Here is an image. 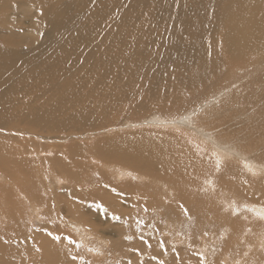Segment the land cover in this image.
<instances>
[{
	"label": "bare ground",
	"instance_id": "6f19581e",
	"mask_svg": "<svg viewBox=\"0 0 264 264\" xmlns=\"http://www.w3.org/2000/svg\"><path fill=\"white\" fill-rule=\"evenodd\" d=\"M11 1L13 13L9 14L8 20H18V23L14 24L13 29L17 33L14 31L7 33L9 30H0V130L2 129V135L0 134V169L5 168L8 170L9 168L11 171L10 167L13 163L10 161L12 159H10L9 154L10 146L12 145L4 142L19 138L20 134L26 136L30 132L33 135L37 134V136L42 137L46 141L49 147L38 145L37 149L41 151L37 150L35 157H33L35 158L33 162L35 179L41 183L40 188L36 190L33 197L29 198L24 190L18 189V186H16L17 188L11 187L8 183L3 184V187L0 186V189L5 188L4 191L7 190L8 194L22 197L21 202L16 203L15 207H18V209L14 208L15 210L17 209L16 211L25 210V214L26 212L28 213V220L34 221L38 217L43 220L42 225L44 227L41 228L43 230L45 228L43 232L45 236H43V233L40 234L38 229L35 231L36 226L30 223L25 224V231L23 232H20V227L23 224H11V222L10 225H7L12 229V233H19L17 235L21 236V239L23 235L27 238L23 242L19 237L23 242L22 245L26 247L24 254L28 250L26 260L32 257L31 246L36 249L37 257L43 261L47 260L45 257L50 252L57 253L59 248L61 252L65 246L68 251H65L62 255L65 262L61 258H57L53 260L56 264H76L77 261L73 259L70 251H73V254L78 255L80 253L85 255L86 259L90 260V264H100L105 258H109L107 255L113 257V249L120 246L125 251L120 253L124 255L123 259L121 260L120 258L119 260L120 264H135L139 263L140 260H142L141 264H152L155 261L149 255L154 253L161 255L162 252V256H166V250H162L163 248H161L160 244V236L163 237V234L167 236L166 243L170 247L179 246L184 248L186 244H189L190 236L187 233L192 231L191 226L193 224L191 226L189 224H181L177 220L168 224L161 214L159 217L162 219V224H144V221H141L140 218L131 224L130 228L133 226L134 228L132 229L142 230L147 233V235L145 233L142 234L145 236L143 239L147 243H151L146 244L144 241L142 244L148 245L149 248L144 247V249L129 251L127 246L122 244V240H124L123 232L119 235L117 234L119 242L110 243L109 238L105 236L102 230L106 229V223L109 220L108 216L106 217L103 214L104 210L107 207L125 205L126 193L133 189L132 185V187H128L129 183H131L128 180L136 176L137 179L139 177L157 178L158 176H153L151 173H157V171L161 170L163 166L159 168L156 165L163 164L164 160H156L154 161L156 165H153L151 161L141 162L140 158L142 156L138 154L134 161L127 159L128 154L125 153V155L124 151L129 149H126V146L124 150V145L120 141L122 137L119 133L114 134L112 138L111 135L109 137L104 136L95 145L86 143L84 138L116 127L118 123L116 116H126L122 114L124 111L128 115L150 111L149 119H145L147 124H170L176 127V130L185 131L189 136L192 135L194 140L191 141L198 142L199 147V152L195 153L185 146L183 157L179 156L181 158L177 157L173 161L175 163L173 171L169 166L173 178L178 182V184L172 185L169 190H173V193H171L175 201L181 202V207L176 202H168L169 211L175 212V210L182 208L184 204L187 206V203L195 202L193 204L195 222H198L202 215H206L208 218L205 219V228L208 229L209 224L219 223L218 227L222 225L221 231L219 228L217 229L220 231L222 238L226 236L227 240L225 241L229 245L226 246L229 249L227 253L232 254L231 250L233 248H237V253L246 252L247 257L245 260H233L236 264L237 262H239L238 264L241 262V264H245L250 259L249 256H251V264H253L255 259L256 264H264V224H258L253 221L254 224H251L250 222V232L242 236L244 231H240L239 224L237 227L234 222L236 218L234 219L233 216L228 215L235 209L229 211L225 208V211L221 212L220 207L224 208L227 205L225 203L227 201L225 195L227 196L228 193H225V195L222 193L221 195L219 190V181L223 179V176L232 177L231 180L233 182L235 181L233 180L234 176L239 179L242 175L241 173L248 172L260 179H264V145L262 141L254 143L249 139V142L242 138L238 139L240 135H236L237 137L234 135L225 136L227 134L226 131L233 128V126L231 123H225L220 127L224 119V117L221 118L220 113H223L224 109L219 111V108L216 109V107L213 108L212 106L215 101L217 102L223 96L220 93L224 91H219V94L214 96V88L211 87L214 86L218 89V85L213 82L218 81L230 67L252 60L255 57L258 58L259 55H264V2L256 1L253 6L249 7L250 2L253 0H247V3H245V0ZM79 6L82 7L79 8ZM244 6H246V9L242 17L241 13H243ZM26 17L29 18L30 24L33 23L32 27L36 26L38 29V31L35 29L36 34L34 32L24 35V32H27L28 29L26 30L22 26L20 20ZM5 20L6 18L0 23ZM30 24L28 23L27 25L29 28ZM114 34H118V37H121L123 41L114 42L117 37H113ZM128 34L133 36L131 39H134L135 45L127 39L129 37ZM5 35L11 38L12 35L18 36L20 42L17 40L18 44L12 43L10 45L9 38L2 39ZM6 40L9 42L7 43ZM22 44L27 46L20 48ZM125 44L132 46L128 49ZM14 45L15 47H13ZM120 46L121 50L119 49ZM245 51L261 53L258 55H245ZM208 89L209 95L213 96L211 99H208L209 95H204ZM232 101L234 106H238L240 103L239 100H236V97ZM122 104L126 106H122ZM177 106H179L178 109L185 106L186 108L190 107L185 109L188 111H185L184 114L178 115L181 116L180 121L166 123L158 118V114L153 113L157 112L158 108L161 112L175 111ZM195 114L199 115L200 118H196ZM217 115L218 117H216ZM174 118L176 117L173 116L172 119ZM207 127L211 129H207ZM4 129L15 130V135H6V130ZM260 132L264 131L260 130ZM65 139H69L70 145L66 150L61 148ZM126 139L128 140V138ZM128 141L129 143L131 142L130 139ZM109 142L115 145L111 149V143ZM241 146H246L247 148L244 149ZM43 153L46 154V158L44 160L40 159V162L39 157H42ZM193 155H197V157L195 156L196 159L192 157ZM13 156L15 158L16 155ZM190 156L192 162H189L188 165L182 162L183 158ZM169 157L171 156L169 155ZM18 158L19 156H17ZM90 158L93 159L95 164H88L87 167V161ZM228 159L240 160L249 167L232 163L227 161ZM167 160L169 164L172 162L169 159ZM217 160H220L219 168H217ZM20 161L18 162L25 164ZM145 164L150 165V167L146 168ZM186 166L190 167L186 168ZM195 166L197 170L191 168ZM236 166H238V170L233 169ZM181 167L182 170L180 171ZM23 168H25V172L29 176V167L25 165ZM241 168L245 169L240 170ZM222 170L227 173L222 174ZM96 171L101 176V182H98L95 178ZM21 172L19 173L21 174ZM10 173L7 174L11 175ZM22 173L24 174V172ZM109 174L114 179L109 180ZM59 176H63L67 180ZM18 179L25 178L20 177ZM11 180L13 179L11 178ZM28 180L24 181V186H26ZM82 180L87 181L90 187L79 189L78 186ZM182 180H185L186 183L190 180H200L203 183V192L197 203L194 199L195 197H192L189 192L191 187L189 185L182 186ZM151 183L156 185L157 189L160 188L155 180ZM151 183H147V185L149 186ZM223 183L226 189L230 187L227 182H222L221 184ZM8 186L10 187L8 188ZM247 187L246 190L249 188ZM262 187L264 189V180L262 181ZM137 188L139 189L140 187ZM109 189L119 195L111 197L104 193L108 192ZM215 191H217L216 193L219 197L216 194L213 196ZM162 192L161 190L155 196L161 197ZM229 192L231 194V190ZM236 192L239 194L238 189ZM256 193L258 194L257 191ZM256 193L253 194L256 195ZM57 194H61L62 205L67 212H62V208L57 207L56 215L53 216L48 211V203ZM253 194L251 193V196ZM262 194L264 195V193ZM248 196L250 197V195H247V198ZM262 196H259V198L261 199ZM85 197L87 200H85ZM132 197L131 199L127 198V200L131 201ZM240 197L242 196L240 195ZM133 200L132 202H135ZM10 201L12 202L11 199ZM231 201L234 202V197L231 198ZM231 201L227 202L229 209H232V206L230 207L232 205ZM252 201L251 199V204H253ZM56 202L58 201L56 200ZM72 202L78 204V207L90 206L92 208V206L97 205L99 206L98 209L101 210L96 212L97 216L94 219L90 217L91 219L87 221L84 220L87 215L82 212L72 211L70 205L73 204ZM200 202H203L204 205L201 207L205 210L203 209L198 214L196 208ZM210 202L216 206L215 209L210 207ZM240 203L243 202L240 201ZM6 204L8 205V202ZM131 205L134 206L135 203ZM8 206L10 207V202ZM249 206L253 210H259L264 208V202L263 204ZM102 207L104 208L103 211ZM223 208L222 210H224ZM234 208L236 207L234 206ZM57 209L60 215H58ZM218 209H220V215ZM91 211L90 213H93ZM200 211L201 209H199ZM62 214L64 215V220L58 221ZM45 216H50L49 224L42 218ZM185 217H189V215ZM249 217H251V213ZM185 220L187 221L188 218H185ZM215 220L218 223H215ZM225 221L230 222V224H224ZM61 222L64 224H60ZM94 224L98 226V229L95 228ZM157 225L161 226L164 231L159 232ZM195 227L197 228V224H195ZM215 229L203 230V242L208 246L207 250L205 247L206 251L204 253H208L210 242L215 241ZM10 232L5 233L8 234ZM182 232H186V235L179 234ZM151 234L153 236H149ZM46 236L49 243H46V240L47 246H44L45 243L43 241ZM55 237H59V239H55ZM148 238H151V240H148ZM171 238L173 240L169 242ZM2 239L0 236V245L2 247L12 246L11 242H5L8 240L1 241ZM201 245L204 244L201 243ZM42 246L45 247L43 251L41 250ZM199 248L197 246V249ZM106 252H108L107 255L104 254ZM2 253L0 251V260H6L0 261V264H8L12 257L8 256V254L3 256ZM70 255L72 256L71 258ZM179 255L181 257L184 253ZM94 256L96 258H92ZM20 257L24 258L22 255ZM207 258L208 255H206L205 259L208 260ZM233 258L235 259V256L230 257V259ZM129 259L131 262H126ZM180 261H184V259H180ZM88 263L86 261L81 264ZM228 263L232 264V260L228 259ZM29 264L40 263L31 262Z\"/></svg>",
	"mask_w": 264,
	"mask_h": 264
},
{
	"label": "rangeland",
	"instance_id": "374dc122",
	"mask_svg": "<svg viewBox=\"0 0 264 264\" xmlns=\"http://www.w3.org/2000/svg\"><path fill=\"white\" fill-rule=\"evenodd\" d=\"M256 1L264 2L263 0H253V1L250 2V4H249L250 6L249 7L253 6V4ZM245 3H247V0H245ZM246 6H247V4H246ZM246 6L243 7V10H242L243 13H241L242 17L244 16ZM81 7L82 6H79V8H81ZM0 12H1L0 13L1 14L0 15V22H2V20H4V18H6V20L3 23H0V30H3V31L9 30L7 33L11 32V31L13 32L14 31L13 30L14 29V24L18 23V20H16L17 22L14 19H12L13 21H9L8 20L9 14L13 13L12 1L11 0H0ZM22 20H23V22H22ZM22 20H20L21 23H22V26L24 28H26V30L27 29L29 30V31L27 30V32H24V35H27L28 33L31 34V33H34V32L36 34V31H38V29L36 28V26H34V28L32 27L33 23L30 24L29 18L26 17V18H24ZM27 22L30 24V28H29V26H27L28 25ZM37 26H39V25L37 24ZM31 28H32V30H31ZM35 29H36V31H35ZM15 33H17V32H15ZM122 36H124V35H122ZM113 37H116V39L114 40V42H116V43L118 41L119 42L123 41L121 39V37H118V34H116V35L114 34ZM132 37L133 36L129 35V37H127V39L130 40L131 42H133V44H134V39H131ZM6 38H9L10 42L7 41V40L6 41H7V43L9 42L10 45H12V43L18 44V41L20 40L18 38V36L15 37L14 35H12V38L10 36H8V35H5L4 38H2V39L5 40ZM24 38H26V36H24ZM26 46L27 45H23L22 44L20 48H25ZM29 46H32V45H29ZM125 46L128 49H130L131 48L130 46H132V45L125 44ZM13 47H15V45ZM119 49L120 50L122 49L121 46H120ZM241 50L244 51L242 48H241ZM260 53L261 52H257V53L249 52V51H245L244 52L245 55H250V54L258 55ZM233 73H235V74H233ZM263 79H264V55L263 56L259 55L258 58L255 57L252 60H249V61H246V62L241 63L239 65L237 64L236 66L230 67L229 70H226L225 73L221 76V78L218 81L213 82L215 85H218V89H219L218 90L214 86H211V87L214 88V96H217L219 94V91H221V92L224 91L223 93H220V95H223V96L220 97V95H219L220 98L218 99V101L217 102L215 101V103H213V105H212L213 108H215V107H216V109L219 108L218 109L219 111L224 109V111H222V112L225 113V114L220 113V116H222L221 118L224 117V119L222 120V122L220 124V127L223 126L225 123H231L232 126H233V128L228 129L226 131L227 134H225V136L226 135H228V136H233L234 135L235 137H237L236 135H240V136H238V139L242 138V139L247 140V142H249V140H250V141H252L254 143H260V141H262L263 142L262 144L264 145V137H263L264 136V132H262V133L260 132V130L264 131V80ZM204 95H206V96L209 95V89L205 92ZM212 97H213L212 95L211 96L209 95L208 99H211ZM235 97H236L237 101L238 100L240 101L238 106H236V105L234 106L233 105V101L232 100ZM128 102H130V101H128ZM122 106H126V105L122 104ZM178 107L179 106H177L175 111H171V110L170 111H166L167 114H166V112H161L159 108L157 109V112H153V113L158 114V118L162 119L164 122L172 123V122H175V121H180V117L181 116H178V115L179 114H184L185 111H188V110H185V109H189L190 108V107L186 108V106H185V107H180V109H178ZM235 109H236V111H235ZM178 112H180V113H178ZM149 113H150V111H146L145 113H139V114H136V115H134V114H129L128 115L124 111L122 114H125L126 116H124V117L122 115L116 116V119L118 118L117 119V121H118L117 125L118 126L116 125V127L111 128L109 131H104L102 133H98V134H95V135H88V136H86L84 138V141L86 143H88L90 145H95V143L97 141H99L101 138L103 139L104 136L109 137L111 135V138H112V136L114 134L119 133L120 136L122 137V138L120 137L121 138L120 141L124 145V150H125L126 146L128 147V148L126 147V149H129V150H125L124 151V154L125 153L128 154V158L127 159H131L132 161H134L136 156L138 157V155H139V156H142L140 158L141 162L144 161V163H145L146 161H151L153 163V165H156V163L154 162L156 160H160V161L164 160L162 162L163 164L156 165L159 168L161 166H163L162 169L157 171V173L156 172L155 173L154 172L151 173V175H153V176H156V177L158 176L157 178L153 177L152 179L150 178L151 179L150 180V179H148L149 177L148 178L147 177H139L137 179V176H136V177H131L132 179L128 180V182H131V183H129L130 185L128 187H132L133 186L132 187L133 189H130V192L126 193V197H125L126 203H125V205H117V206L107 207L105 210L102 207V211L104 210L103 214H105L106 217L108 216V219H109L108 223H106V229H102L103 232L105 233V236L109 238V239L108 238L107 239L109 240L110 243H113L115 241L119 242L117 234L119 235L120 233L123 232L122 234H123V239L124 240H122V244L126 245L129 251H132L134 249H144V247L145 248H149V246L146 245V244H150L151 242L150 243H146V244L144 243L145 245H143L142 242H144L146 240L141 239V237L144 236L142 234L145 233L147 235V233L145 231H142V230H134V229H132V228H134L133 226H132V228H130L131 224L136 222L137 221L136 219H139V218L141 219V221H144V224H162V219L159 217V215L161 214V215L164 216V219L167 220L168 224L173 223L175 220L179 221L181 224H189L190 226H191V224H193L191 226V230L193 232L189 231V229H188L189 232L187 234L190 236V240H189V244H186V246L184 248L183 247H179V246L178 247H174V246L170 247L166 243L167 236L165 234H163V237L160 236L161 248H163L162 250H164V251L166 250L165 251L166 256H162L163 255L162 252H161V255H158L157 253L149 255V257L152 260L155 261L152 264H161V262H163V264H182V263L183 264H200L201 260H203V264H229L228 263V259L232 260V264H236L233 260H245L246 257H247V254H246L245 251L243 253H240V252L237 253V248H233L231 250L232 254L231 253H227V252H229L228 251L229 249L226 246H229V245H228V242L225 241V240H227L225 238L226 236H224V238H222V236L220 235L219 232L222 229L221 228L222 225L220 224L221 226L218 227L219 223L216 220H215V223H218V224H212V225L209 224L208 229L204 227L206 225L205 219L208 218L206 215L205 216L202 215L200 217V220L198 222H195L196 221L195 218H194L195 215H193V213L195 212L193 204L195 202H190V204L187 203L188 204L187 206H185V204H184L182 206V208H180L178 210H175V212H172V211L170 212L169 211V208L167 207V203L168 202H174V203L176 202L181 207V202L180 201H175V199H174V196L172 194L173 190H169L172 185L178 184L176 179L173 178V175H172L171 171L169 170V168L171 167L172 171H173V167L175 166V163L173 161L179 156L183 157V154H185L184 153L185 146L187 147V149L190 148L195 153H198L199 152L198 142L191 141V140H194L192 135L189 136V134L187 132H185V131L176 130V127H173L170 124L169 125L171 127L168 124H166V125H151V124H147V120L149 119L148 118L149 117ZM173 116L176 117V118L172 119ZM195 116L198 119L200 118L199 115H197V114H195ZM216 117H218V115ZM121 118H122V120H121ZM145 119H147V120H145ZM188 125H190V124H188ZM211 127H213V126H211ZM207 129H211V128L207 127ZM4 130H6V135H10V134L11 135L12 134L15 135V130H13V131H10V129H4ZM230 130H232V131L230 132ZM0 131H1L0 134L2 135V129ZM124 134H126L127 136L124 135ZM128 134H129V136H128ZM246 134H247V136H245ZM184 135H185V137H183ZM252 135H254V136H252ZM259 136H261V137H259ZM25 138H27V139H25ZM126 138H128V140L130 139L131 142L129 143V141ZM253 138H254V140H253ZM153 141H154V143H153ZM15 142H17V143H15ZM4 143L5 144L6 143H11V145H12V146H10V148L11 149L13 148V149L11 150L9 148L10 149L9 156H10V159H12L10 161H12L13 164L11 165V167L9 166L11 168V171H10L9 168H8L9 171L7 169H5V168H1L0 169V176H2V177H0V182H1L0 186L3 187L2 185L6 184V183H8V185H10L11 187L13 186L15 188H17L16 186H18V189L24 190L27 193L29 198L33 197V195L35 194L36 190L38 188H40V185H41V183L35 179L36 177H35V170H34V165H33V162H34L35 158H33V157H35V154H36V152L38 150L37 149L38 145L41 146V147L42 146H46L47 148H49L47 146V144H46V141H44L42 137L37 136V134L33 135L30 132L28 134V136L20 134L19 138H14L12 141H10V142L9 141L8 142L5 141ZM109 143H111V142H109ZM112 144H114V143H111L110 149H111V147L113 148L115 146V145H112ZM176 144H177V146H175ZM248 144H250V143H248ZM135 145H137V146H135ZM68 146H70L69 145V139H65L63 141L62 145H61V148L66 150V148H68ZM133 146H134V148H133ZM243 147H244V149L247 148L246 146H243ZM38 151H41V150H38ZM180 151L183 152L182 155H181ZM13 155H16L15 156V158H16L15 161H14L15 158H14ZM169 155L171 157H169ZM197 155H193L192 157L194 159H196ZM12 156H13V158H12ZM17 156H19L18 159H17ZM133 157H134V159H133ZM167 157H169V158H167ZM181 157H179V158H181ZM45 158H46V154L43 153L42 157H39V161L41 162V160H44ZM190 158H191V156L187 157V158H183L182 162H184L185 164L188 165L189 162H192ZM20 159H21V161H20ZM167 159H169L172 162L169 164V161ZM165 160H166V162H165ZM18 161H20V162L23 161L25 164L19 163ZM227 161H230L232 163L240 164L243 167H245V165H246V163H243L240 160L234 161V160L228 159ZM18 163L21 164V166H19ZM17 164H18V166H17ZM88 164L89 165H94L95 164L92 158H90V160L87 161V165H86L87 167H88ZM22 165L24 167H25V165L27 167H29V170H30V175L29 176L25 172V168H23ZM196 165H198V164H196ZM233 166H234V164H233ZM145 167L146 168L150 167V165H146L145 164ZM182 167H181L180 171L182 170ZM188 167H190V166H186V168H188ZM191 168H194L195 170H197L196 166L195 167H191ZM95 169H96V166H95ZM233 169L234 170L235 169L238 170V166L234 167ZM243 169H245V168H241L240 170H243ZM17 171H19V172L22 171V172H24V174L22 172L20 174ZM159 172H161V173H159ZM7 173H10L11 175H9ZM225 173H227V172L222 170V174H225ZM241 174H242L241 177H240L241 179L240 178L236 179L235 176L233 177V180H235L236 182L235 181L232 182V180H231L232 177H230V176H228V178H227V176H223L222 177L223 179H221V181L222 182H227L230 185V187H227V189H226V187L224 186V183L221 184L222 182L219 181V190L221 192L220 193L221 195H222V193H223V195H225V193H228L227 196L225 195V198L227 200V201H225V203L227 205L224 208L220 207L221 208V212H224L225 208H227V210H229V211L235 209V211H233L232 213L231 212L228 213V215L233 216L234 219L236 218V220H234V222L236 223L237 227H238V224H239V229H240L241 232L244 231L242 233V236H244V235H246V234H248L250 232V230H249L250 222H251V224H254L253 222L258 223V224H264V220H261L260 218H258L254 214V211H249V209H251V207L249 205L263 204V202H264V201H262V200H264L263 199L264 195L262 194V193H264V189L262 187V181L264 179H260L259 177L251 175L248 172L247 173L246 172L245 173H241ZM109 176H110L109 180L114 179V177L111 176L110 174H109ZM20 177L21 178L23 177L25 179H21V180L18 179ZM59 177L63 178L64 180H67V178H64L63 176H59ZM11 178L13 180H11ZM95 178H96V180L98 182H101V180H102L101 176L99 175V173L97 171H96V174H95ZM27 179H29V180H28L26 186H24V181L26 182ZM16 180H17V182H16ZM153 180H155L157 185L160 186L159 189H157L156 185L151 183ZM19 181H20V183H19ZM136 182H138V183H136ZM183 182H185V180L181 181L182 186L189 185L191 187V189H189V192H190L192 197H195L194 199H195V201L197 203L200 200V195L203 192V190H202L203 183L200 180H197V181L190 180L187 183L186 182L183 183ZM243 182H245V183H243ZM248 182L250 183V186H249ZM147 183H151V185L148 186ZM139 184H140V186H139ZM247 184H248V187L250 189H252L251 192H249L250 189L247 187ZM134 185H136V186H134ZM258 185H259V187H258ZM260 185H261L262 191H261ZM10 186H8V188ZM116 186H118V185L116 184ZM221 186H222V188H221ZM78 187H79V189H87L90 186L88 185L87 181L82 180L79 183ZM126 187L127 186L125 184V188ZM137 187H140V188L138 189ZM246 187L249 189V191H248V189L246 190ZM153 188H154V190H153ZM239 188L241 189L242 193L240 192ZM4 189L5 188H3L2 190L0 189V198H1L0 199V209H1V211H0V236H1V238H3L1 241L8 240V241H5V242H11L12 246L11 247H2L0 245V251L3 252L2 253L3 256H7V254H8V256L12 257V260H10L11 263H10V261H8L9 262L8 264H29L31 262H39L40 264H56L53 260L57 259V258H59V259L61 258V260L64 261L62 255L65 253V251H67V247H65V246L63 247V250L61 252H60V248L59 247H58L59 251L57 250L58 251L57 253L56 252H53V253L50 252L45 257V259H47L46 261H43L42 259L38 258L37 255H36V249L31 246V250L33 252V254L31 255L32 257L29 260H26V258H27L26 255H28V250H27V253L24 254V252H25L24 250H26V247L24 245H22V243L27 238H25V235H23L22 237L24 239L23 238L21 239V236L17 235L19 233H17V234L16 233H12V229L10 228V226L8 227L7 225L8 224L10 225L11 222H12L11 224H15V223L16 224H23L20 227V232H23V231H25V226H26L25 224L26 223L27 224L30 223V224H33V226H36L35 231H37V229H38V232L41 234L45 230V228H44V230L41 228V227H44V225H42L43 224V220L38 217L36 220L31 221V220H28L29 217H28V213L27 212H26V214H27V217H26V214L24 212L25 210H21V212H23L22 214H21V212H18L19 210L16 211L18 209V207H15V206L19 202H21L22 197L20 195L17 197V195H15V194H13V195L12 194H8L6 192L7 190L4 191ZM224 189H225V191L227 190V192H225ZM237 189H238V193L239 194H237V192H236ZM242 189H243V191H242ZM161 190L163 191L161 193L162 196L161 197L160 196L156 197L155 195L157 193H159ZM230 190H231V194H229ZM143 191H144V194H143ZM153 191H154V194H153ZM217 191L214 192L213 196H215V194H216V196H218L217 193H216ZM256 191L258 192V194L256 193ZM104 193L108 194L111 197H115V196L119 195V194L113 192L110 189H109L108 192H104ZM251 193L252 194L256 193V195L253 194L251 196ZM232 195L234 197V202H232L233 199L231 201V198H233ZM240 195L242 197H240ZM247 195H250V197L248 196V198H247ZM259 196H262L261 199L259 198ZM131 197H132V200L134 199L133 201H135V202H132V200L131 201L127 200V198L131 199ZM228 197H229L230 201L232 202L231 203L232 205H230V207L232 206V209H229L227 207L228 206L227 202H230L229 199H227ZM14 198L17 200V202H16V200ZM59 198H60V200H58ZM159 198H160V201H159ZM196 198H197V200H196ZM4 199H6V200H4ZM10 199L12 200V202L10 201ZM137 199H138V201H137ZM251 199L253 200L252 201L253 204H251V202H250ZM13 200H15V202H13ZM56 200L58 202H56ZM85 200H87L86 197H85ZM246 200H247V202H246ZM240 201H242L243 203H240ZM7 202H8V205H9V202H10V207L6 204ZM159 202H161V203H159ZM130 203L131 204L135 203V205L132 206ZM70 205H71L72 211H74V212H82V213H84V215H87V217H84V220H87V221H89L91 218L94 219L97 216L96 212L98 210H101V209H98L99 206H97V205L96 206H92L91 205L92 208H90V206L78 207L79 205L76 204L75 202L73 204H70ZM199 205H200V208H199ZM199 205H198V207H197V205H195V207H197L196 208V212L198 214H200L203 211V209H204V208L201 207V206L204 205L203 202H200ZM136 206H138V207H136ZM234 206L236 208H234ZM1 207H3V208H1ZM57 207L62 208V212H67L65 210V208L63 207V205H62L61 194H57L48 203V211L50 212L51 215H53V216L56 215V208ZM210 207L212 209H215L216 206L213 203L210 202ZM7 208H9V209L7 210ZM14 208H17V209L15 210ZM222 208L224 210H222ZM146 209H147V211H146ZM199 209H201L200 212H199ZM14 210H15V212H14ZM219 210L220 209H218V213L220 215V211ZM90 211L93 212V213H90ZM57 212H58V209H57ZM5 213H6V215L4 216ZM250 213H251V217H249ZM24 214H25V216H24ZM58 215H60L59 212H58ZM186 215H189V217H185ZM25 217H26V220H25ZM134 217H136V218H134ZM42 218L45 219L46 222H48V224H49L50 216H45V217H42ZM171 218H173V220H171ZM185 218H188V220L186 221ZM61 219L64 220V215L63 214L60 216V219H58V221H60ZM18 220H19V222H18ZM116 221H118V222H116ZM60 224H64V223L61 222ZM195 224H197V228L195 227ZM224 224H230V222L225 221ZM94 225H95V228L98 229V226L96 224H94ZM121 225H122V227H120ZM189 225H188V227H189ZM199 225H200V227L198 228ZM23 227H24V229H23ZM214 228H216L215 232H214V234L216 235V237H215V241L216 242L215 241H214L215 243L214 242H210L208 253H204L207 250L208 246H207L206 243L203 242V239H204V237L202 236L203 235V230H210V229H214ZM217 228H219L220 231ZM157 229H158L159 232L164 231L162 229V227L158 226V225H157ZM184 229H186V228H184ZM4 230H6L5 232H8V231L9 232L11 231V232L6 234L4 232ZM153 234H151L149 236H153ZM179 234L186 235V232H182V233H179ZM43 236H45L44 233H43ZM47 236H46L45 240L43 241V243L46 242ZM105 236H103V237H105ZM126 236L131 237V239H125ZM19 237H20V239L23 242L19 239ZM143 238H145V236ZM148 240H151V238H148ZM172 240H173V238H171L169 240V242H171ZM5 242H3V243H5ZM94 242L95 243H99L98 241H94ZM46 243H49L48 240H47ZM46 243L44 244V246H47ZM201 243H203L205 246L201 245ZM44 246L41 247L42 251L45 250ZM197 246H198V248L200 247L199 248L200 250L197 249ZM12 247L14 248V250H13ZM201 247H202V249H201ZM205 247H206V250H205ZM2 248H4V249L2 250ZM156 248H157V246H156ZM182 248H183V250L181 251ZM93 249H96V248H93ZM234 251H236V252H234ZM123 252H125L123 250V248L118 246L117 248L113 249V257L110 256V255H107L108 252L104 253L105 255L109 256V258L108 257L105 258L100 264H120L119 260H120V258L122 260L123 256H124L123 254H120V253H123ZM183 253H184V255H181V257H179L180 256L179 254H183ZM70 254L73 255V257H75V260L77 261L76 264H78V262H79V264H81V263H84L86 261L89 262L88 264H90V260H87L88 258L86 259L85 255H82L80 253H78V255L77 254H73V251H70ZM104 254H103V256H105ZM16 255L19 256V257H17ZM20 255L24 256V258H21ZM71 255H70V258L72 257ZM206 255H208V258H207L208 260L205 259ZM221 255H223V256L221 257ZM234 256H235V259L234 258L230 259V257H234ZM87 257H89V256L87 255ZM249 257H250V259L245 264H251L250 263L251 256H249ZM48 258H49V260H48ZM92 258H96V257L94 256ZM172 258H174V259H172ZM223 258H225V259H223ZM180 259H184V261H180ZM3 260H6V259H3ZM3 260H0V261H3ZM147 260H148V256H147ZM255 260L253 261V264H256ZM141 261L142 260H140L139 263H135V264H141ZM213 261H215V262H213ZM126 262H131V261L129 259ZM238 263L239 262H237V264ZM1 264H5V263H1ZM62 264H69V263H62ZM132 264H134V263H132Z\"/></svg>",
	"mask_w": 264,
	"mask_h": 264
},
{
	"label": "snow or ice",
	"instance_id": "6c2138e0",
	"mask_svg": "<svg viewBox=\"0 0 264 264\" xmlns=\"http://www.w3.org/2000/svg\"><path fill=\"white\" fill-rule=\"evenodd\" d=\"M219 166H220V160H217V168H219ZM245 167H249V166L245 165ZM249 170L251 171L250 168H249ZM249 211H254V214L258 218H260L261 220H264V208H261L259 210L249 209ZM55 239H59V237H55ZM125 239H131V237L126 236ZM141 239H143V237H141ZM145 243H147V242L145 241ZM73 259H75V257H73ZM161 264H163V262H161ZM200 264H203V260H201Z\"/></svg>",
	"mask_w": 264,
	"mask_h": 264
}]
</instances>
